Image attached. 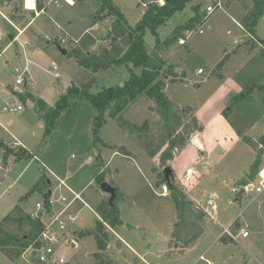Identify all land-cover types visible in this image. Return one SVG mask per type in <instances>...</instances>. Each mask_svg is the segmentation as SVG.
I'll use <instances>...</instances> for the list:
<instances>
[{
    "label": "rangeland",
    "instance_id": "1",
    "mask_svg": "<svg viewBox=\"0 0 264 264\" xmlns=\"http://www.w3.org/2000/svg\"><path fill=\"white\" fill-rule=\"evenodd\" d=\"M17 1V11L10 3L8 11L1 7L0 11L21 29L37 14L25 9L24 0ZM71 1L58 0L57 6L49 0L46 13L36 19L18 45L12 44L0 56V101L14 98L8 104L10 109L22 106L21 111L12 112L0 105V135L6 129L33 153L29 159L11 158L6 165L0 149V165L2 169L7 166L0 178V223L20 204L27 214L41 217L49 227V237L60 240L51 243L56 259L63 258L66 264H95L99 251L96 239H82L79 234L91 230L100 218L97 208L108 194L96 176L105 172L106 182L126 195L119 202L124 224L115 230L150 264H264V191L248 192L244 188L241 200H237L241 189L234 184L250 171L255 161L256 152L244 141L245 137L258 141L264 135V44L247 50L249 36L236 23H242L253 0H193L158 30L167 62L164 72L171 75L163 79L166 93L181 108H191L187 123L196 117L202 127V149L192 142L195 134L167 166L178 185L208 212L212 211L208 200L217 195V215L211 218L206 212L202 237L184 250L170 245L176 207L169 191L157 185L167 166L163 168L158 158H150L142 142V137L160 124L151 99L143 96L125 111L124 118L129 123L126 128L107 118L100 134L105 144L96 146L92 128L98 112L88 98L79 100L62 115L46 140L44 119L30 99H22L30 93L55 104L59 99L57 92H65L72 81L77 86L92 81L90 92L97 95L104 89L123 85L131 71L141 73L132 64L115 66L109 71L86 70L75 58L62 53L59 46L67 49L72 41L85 52L111 46V19L94 24V17L98 19L104 14L99 0ZM114 2L135 26L155 0ZM163 4L158 1V5ZM208 7H214V12L208 13ZM48 18L61 27L56 26L65 43L56 45L50 41ZM17 28L0 14V48L9 43L7 31L17 34ZM256 34L264 43V18ZM167 38L173 40L169 46L163 43ZM181 38L186 40L185 44L179 43ZM156 45L157 37L147 31L145 49L150 51ZM26 67L28 71L24 73ZM19 76L26 78L22 85L17 84ZM3 143L13 149L21 146L11 141ZM119 148H126L127 152L122 153ZM188 168L199 172L201 178L187 181ZM41 179L53 185L49 199L54 215L47 212L43 193H31ZM62 181L81 199L74 200ZM62 197L67 201L62 202ZM235 222L239 228L236 233L232 230L236 235L234 242L220 241ZM243 229L249 233L246 238L242 237ZM70 240L76 242L75 246ZM43 242L47 246L48 238ZM119 243L112 235L107 252L112 264H144L136 260L131 249ZM31 258L32 250L11 262L0 251V264H30Z\"/></svg>",
    "mask_w": 264,
    "mask_h": 264
},
{
    "label": "trees",
    "instance_id": "2",
    "mask_svg": "<svg viewBox=\"0 0 264 264\" xmlns=\"http://www.w3.org/2000/svg\"><path fill=\"white\" fill-rule=\"evenodd\" d=\"M14 1L17 0H1L0 4H12ZM48 1L38 0V9L46 10ZM158 1H163L164 4L158 5ZM192 1L155 0L150 4L141 20L135 26H132L114 0H99L103 6L104 14L98 19H95V16L94 24L111 19V46L93 52H85L72 41L67 48V55L75 58L82 68L94 72L99 70L109 71L115 66L132 64L136 69L141 70V73L136 74L131 71L129 80L123 85L104 89L97 95L90 92L92 81L84 86H77L73 83L60 95L54 105H48L43 99L26 93L22 99H30L35 105L37 113L41 115L46 123L44 139L46 140L56 129L62 115L69 111L79 100L88 98L98 112L92 128L94 144L95 146L105 144L100 134L107 118L117 121L123 128L128 127L129 123L124 118L125 111L145 96L153 101L152 110L159 116L160 124L151 134L142 137L144 150L150 158H158L163 168L173 161L175 153L182 151L192 137L202 131V127L196 117L191 118V121L187 123L186 120L191 114V108H181L166 93V84L163 79L171 78V75L164 72L167 62L160 48L162 42L158 38V30L166 25L167 21L178 12L184 11ZM199 1L203 2L204 0ZM195 9L199 10V6ZM263 18L264 0H253V7L247 12L241 24L248 34L257 37V26ZM197 22H201L200 18H197ZM28 23L29 20L24 23L23 27ZM47 23L51 30V41L56 45H60L62 39L59 36V31L52 26L50 21ZM147 31L157 37V45L150 51H147L144 47V38ZM15 37L14 33L8 32L7 39L9 43ZM259 41L264 44L260 39ZM163 43L169 46L173 43V40L167 38ZM245 46L247 50H252L255 49L257 44L248 39ZM4 49L5 47L0 48V54ZM244 141L256 153L255 161L249 173L235 183V188L241 190L254 182L259 174V167L264 156V135L258 141L250 137H245ZM3 142H0V149L4 152L3 164L7 165L11 158L14 161L32 158L33 153L25 147L19 146L18 149H13ZM119 151L122 153L127 152L126 148H121ZM159 177L161 179L157 181V185L168 189L176 207L177 221L171 234L170 245L177 250H183L202 237L206 211L198 208V202L191 199L185 190L178 185L179 183L174 178V174L170 180L166 179L164 171ZM96 181L100 185L106 182V173H100ZM110 185L115 189L114 200H111V195L105 197V200L97 208L100 218L94 227L79 234L82 239L89 236L96 239L99 251L96 254L95 264H112L113 261L107 253L112 236L110 228L115 229L123 225L119 202L123 201L126 196L119 187L113 184ZM52 187V184L47 185L44 179H41L31 190V193H43L46 202H48ZM238 198L239 196L237 200H240ZM46 208L47 212L51 214L52 210L48 206ZM237 229L238 227L234 226L233 231L236 233ZM45 231L46 225L41 217L27 214L18 204L0 223V251L11 262L18 261L30 248L40 249L43 246ZM220 241L228 243L230 241L234 242V239L223 235ZM30 264L42 263L35 256H32Z\"/></svg>",
    "mask_w": 264,
    "mask_h": 264
},
{
    "label": "built area",
    "instance_id": "3",
    "mask_svg": "<svg viewBox=\"0 0 264 264\" xmlns=\"http://www.w3.org/2000/svg\"><path fill=\"white\" fill-rule=\"evenodd\" d=\"M29 1H30V0H24V7H25V9H27V10H32V11L37 12V2H38V1H37V0H32V1L34 2V4H35L34 9H29V8H30V7L28 6ZM66 1L69 3V0H66ZM51 2H52V3H55L57 6L59 5L58 0H51ZM218 6H219V4L217 5V7H218ZM214 10H215L214 7H208V9H207L208 13H212V12H214ZM37 14H38V13H37ZM38 15H39V14H38ZM236 23H237V25H238L240 28H242V29L244 30V27L242 26V24H239L238 22H236ZM244 31H245V30H244ZM245 32H246V31H245ZM200 33H202V31H200ZM246 33H247V32H246ZM247 34H248V33H247ZM187 35H188V37H191L193 34H192L191 32H189ZM248 36H249V40L253 41V42L256 43L258 46H261V47L263 46V44L259 41V39H258L256 36L251 35V34H248ZM49 39H50V41H51V37H50ZM65 42H66V40L63 39V40H62V43H65ZM179 43H180V44H185V43H186V40L181 38L180 41H179ZM26 72H27V68L25 69L24 73H26ZM199 72H201V70H199ZM24 79L26 80L25 77H20V76H19V79L17 80V84H18V85H22L23 82H24ZM4 110H6V111H7V110H11L12 112H18V111H21V110H22V106L19 105V106H17L16 108H11V109H10V107L7 105L6 107H4ZM195 139H196L197 143L199 144V146H200L201 149H202V144H201V142L198 140V136H195ZM90 161H91V158H89V161H88V162H90ZM263 170H264V169H263ZM262 173H263V171H262ZM262 173H260L261 181H260L259 185H256V186H255L253 183H251V184H249V185H247V186L244 187L246 191L250 192V191H252V190H256V192H258V193H261V192L264 191V176L262 175ZM192 177H197V178H199L200 176H199V173H198L197 171H195V170L192 169V168H188L187 171H186V174H185V178H186V180L188 181V180H190ZM62 185H64L65 187L68 188V186L66 185V183L63 182V181H62ZM164 188H166V187H164ZM68 191L72 194L74 200H79V199H81L80 196H79V194L74 193V191H72L71 189L68 188ZM234 191L236 192V190H234ZM216 198H217V195H214V196H213L212 198H210V199L208 200V202H207V203H208V206L211 207V209H212L211 212H208L207 209L204 207V205H203L201 202H198V208H200V209H204L206 212H208V214L211 216V218H215V216L217 215L218 205L215 203V199H216ZM61 200H62V202H66V201H67V198H66V197H62ZM45 204H46V206H48L49 208L51 207V210H52V206H51L52 202L50 201V199H49V201L46 202ZM37 207H38V208H42V206H41L40 204H37ZM51 215H54V212H53V211H51ZM61 228H63V225H62V224H61ZM233 229H234L233 226H232V228H230V229H226V230H225V233H224L223 235H227V236L231 237L232 239H234V238L236 237V235L233 234V231H232ZM48 232H49V227H46V231H45V233H44V235H43V241H44V238H48V241H49L48 245H47V246H44V245H43L40 249H33V248H30L29 250H32V256H35L36 259H37L40 263H42V264H66L65 259H63V258L56 259L55 256L53 255L54 251H53V249H52V247H51V243H59L60 240L57 239V238L49 237ZM241 234H242V237H244V238H246V237L249 236L248 231H246L245 229H243V230L241 231ZM70 243L74 244V246H75V243H76V242L73 241V240H70ZM43 244H44V242H43ZM34 254H35V255H34ZM200 259L203 260V261L205 260L203 256H201Z\"/></svg>",
    "mask_w": 264,
    "mask_h": 264
},
{
    "label": "crops",
    "instance_id": "4",
    "mask_svg": "<svg viewBox=\"0 0 264 264\" xmlns=\"http://www.w3.org/2000/svg\"><path fill=\"white\" fill-rule=\"evenodd\" d=\"M70 2H71V0H70ZM0 7L1 8H3V9H6L7 11H8V9H9V6H8V3H2V4H0ZM28 11H32V10H28ZM35 12V11H34ZM34 12H32V15H33V13ZM248 12V11H247ZM39 15H38V14ZM44 13H46V11L45 10H38L37 9V12H36V14H37V16H33V18L31 19V20H29V23L25 26V27H23V28H21V29H18L15 25H14V23L11 21V20H9V18L6 16V15H4L1 11H0V14L4 17V18H6L7 19V21H8V23L9 24H11L12 26H14L15 28H17L18 30H19V32L16 34H14L16 37H15V39L12 41V42H10L6 47H5V49L3 50V52L0 54V56L4 53V51L9 47V46H12V44H14V45H18V42L20 41V39H21V37H23L28 31H29V29L35 24V21H36V19L37 18H39V17H41V16H43L44 15ZM247 14V13H246ZM46 19V18H45ZM48 21H50L51 23H52V26H54V27H58V28H61L59 25H56V24H54L49 18L47 19ZM47 21V22H48ZM45 22H46V20H45ZM46 22V24H47V26H48V29L50 30V27H49V24ZM9 31H7V33H8ZM50 32H51V30H50ZM3 36V34H2V31H1V29H0V38ZM8 36V35H7ZM2 40V39H1ZM25 45V44H24ZM28 45V44H27ZM27 68V71H28V67H26ZM25 68V69H26ZM52 70H53V68H51ZM15 74H16V71L14 70L13 71ZM72 83H73V81H72ZM72 83H71V85H72ZM70 85V86H71ZM69 86V87H70ZM66 91V90H65ZM58 93V97H60V95L61 94H63L64 92H57ZM37 97H39V96H37ZM39 98H41V99H43L48 105H54V104H51L49 101H47V100H45L44 98H42V97H39ZM58 99V98H57ZM10 100H13V102L15 101V99L14 98H10L8 101H10ZM57 101V100H56ZM12 102V103H13ZM56 103V102H55ZM37 112V111H36ZM43 124L41 123L40 124V126H42ZM0 127H1V124H0ZM1 128H3V127H1ZM3 131H5V132H2V136L0 135V141H11V142H16L17 144H19V145H21V146H23V147H25L24 145H22V141L20 140V139H18L15 135H12V134H10V133H8L7 131H6V129H2ZM197 136H198V140H199V133L197 134ZM200 141V140H199ZM201 142V141H200ZM202 144V143H201ZM202 147H203V145H202ZM26 148V147H25ZM27 149V148H26ZM29 150V149H28ZM30 151V150H29ZM31 152V151H30ZM263 159H264V156H263ZM262 159V161H261V164H260V167H259V174H258V176L256 177V179H255V182H252L254 185L256 184H258L259 185V183H260V181H261V178H260V173H262V171H263V169H264V160ZM253 165V164H252ZM107 166V165H106ZM105 166V167H106ZM6 167L7 166H5V167H3V170H4V173H5V169H6ZM0 169H2V166L0 165ZM3 173V174H4ZM199 173V172H198ZM249 173V172H248ZM248 173H246L245 174V176L248 174ZM100 174V173H99ZM99 174H97V176L99 175ZM97 176H96V178H97ZM199 178H201V175H200V173H199ZM245 176H243L242 178H244ZM242 178H240V179H238V180H236L235 181V183L236 182H238L239 180H241ZM258 180V181H257ZM234 183V184H235ZM67 185V184H66ZM68 186V185H67ZM69 188V187H68ZM69 189H71V188H69ZM164 189H167V188H164ZM72 190V189H71ZM73 191V190H72ZM167 192H168V189H167ZM52 193V192H51ZM75 193V192H74ZM124 193V192H123ZM169 193V192H168ZM77 194V193H76ZM125 194V193H124ZM126 196V195H125ZM189 197L191 198V199H193L194 201H196V202H198L197 200H195L193 197H191L190 195H189ZM176 221H177V218H176ZM176 223V222H175ZM123 224H124V222H123ZM175 225V224H174ZM130 226V225H129ZM233 226H235V227H238L239 228V225L237 224V222H235L234 224H233ZM117 228V227H116ZM115 228V229H116ZM173 228H174V226H173ZM115 229H112V228H110V230H111V232H112V235H114L118 240H119V244H121L120 246L122 247V246H125V247H127V248H129V249H131L133 252H134V254L136 255V260H138V262H143L144 264H150L144 257L145 256H141L136 250H135V248L132 246V245H130L123 237H119V235H118V233L116 232V230ZM172 231H173V229H172ZM172 231H171V234H172ZM238 231V230H237ZM165 240H167V237H165ZM169 242H171V235H170V238H169ZM121 249V248H120ZM152 249H151V245H150V243H149V247H148V251H151ZM184 250V249H183ZM28 251H30V250H28ZM25 255V254H24ZM207 264H213V263H207Z\"/></svg>",
    "mask_w": 264,
    "mask_h": 264
},
{
    "label": "water",
    "instance_id": "5",
    "mask_svg": "<svg viewBox=\"0 0 264 264\" xmlns=\"http://www.w3.org/2000/svg\"><path fill=\"white\" fill-rule=\"evenodd\" d=\"M18 4H19L18 1H14L12 3V6L15 8V11H17ZM113 41H115V39H113ZM59 49L62 51V53L64 55H67V49L62 48L61 46H59ZM12 102H13V100H10V101H7V102L0 101V105H2L3 107H6L8 104H10ZM192 142L194 143V145L196 147H198L199 149H201V147L199 146V144L196 142V139L195 138L192 139ZM164 172H165V177H166L167 180H170L173 177V171H172L171 167L167 166L164 169ZM3 173H4V170L3 169H0V178L3 177ZM48 183L51 184V182L49 180H48ZM101 185H102V188H103L105 194L111 195V200H114L115 195H116L115 194V189L110 185V183L104 182ZM244 192H245L244 189H242L239 192V199L240 200H241L242 195H243ZM73 246H74V244H73Z\"/></svg>",
    "mask_w": 264,
    "mask_h": 264
},
{
    "label": "bare ground",
    "instance_id": "6",
    "mask_svg": "<svg viewBox=\"0 0 264 264\" xmlns=\"http://www.w3.org/2000/svg\"><path fill=\"white\" fill-rule=\"evenodd\" d=\"M71 2L69 0V3H71ZM28 6L30 7L29 9H34L35 4H34V2L32 0H30L29 3H28ZM262 175L264 176V171H263Z\"/></svg>",
    "mask_w": 264,
    "mask_h": 264
}]
</instances>
